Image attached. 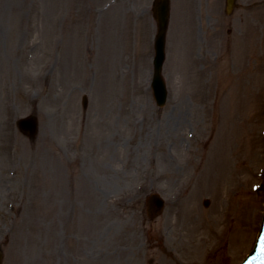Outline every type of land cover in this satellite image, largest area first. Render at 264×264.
<instances>
[{
    "label": "rangeland",
    "instance_id": "1",
    "mask_svg": "<svg viewBox=\"0 0 264 264\" xmlns=\"http://www.w3.org/2000/svg\"><path fill=\"white\" fill-rule=\"evenodd\" d=\"M153 2L0 0L2 264H241L253 250L264 0H237L231 16L226 0L214 13L171 0L162 108ZM32 114L34 141L17 127ZM151 193L166 200L156 220Z\"/></svg>",
    "mask_w": 264,
    "mask_h": 264
},
{
    "label": "water",
    "instance_id": "2",
    "mask_svg": "<svg viewBox=\"0 0 264 264\" xmlns=\"http://www.w3.org/2000/svg\"><path fill=\"white\" fill-rule=\"evenodd\" d=\"M233 0H229L232 4ZM154 16L157 21V34L155 37L154 79L152 83L155 100L158 106H165L168 99V90L163 79V67L166 61L167 35L170 24L169 0H156ZM85 106L87 102L85 101ZM20 131L31 140L37 137L39 122L36 116H29L18 121ZM148 213L152 218L159 216L164 209V200L158 194H152L147 198ZM3 262V253L0 250V264ZM245 264H264V222L261 234L253 254Z\"/></svg>",
    "mask_w": 264,
    "mask_h": 264
},
{
    "label": "flooded vegetation",
    "instance_id": "3",
    "mask_svg": "<svg viewBox=\"0 0 264 264\" xmlns=\"http://www.w3.org/2000/svg\"><path fill=\"white\" fill-rule=\"evenodd\" d=\"M204 0H198V4H200V3H202ZM206 3L208 4V5H206L205 6V8H206V10H208V11H212L213 12V10L214 11H217V12H220V8H222V6H221V0H217L216 2H213V4L212 5H210V1L209 0H206ZM211 8V10H209ZM224 12H226V5H224ZM214 13V12H213ZM209 25H211L213 28H214V24L212 23V22H209L208 23ZM230 32V34H231V31H229ZM168 233V232H167ZM169 235V234H168ZM168 235H166V237L168 236ZM153 238V237H152ZM155 239H157L158 241H160V239H159V237H156ZM173 250H175V249H173ZM198 251H201V250H198ZM202 253V252H201Z\"/></svg>",
    "mask_w": 264,
    "mask_h": 264
},
{
    "label": "bare ground",
    "instance_id": "4",
    "mask_svg": "<svg viewBox=\"0 0 264 264\" xmlns=\"http://www.w3.org/2000/svg\"><path fill=\"white\" fill-rule=\"evenodd\" d=\"M222 136L221 137H219V140H222L223 141V139L225 138H223V134H221ZM231 139H232V137L229 135L228 137H227V139H225V141H224V143L225 144H229L230 142H231ZM223 142H221V144H220V146L218 147V150H219V152H217V153H215V155H214V157H216V160L217 159H219V157L221 156V158H220V162H221V165H222V162H223V160H224V156H223V154L225 153V144H224ZM230 152L228 153V155H227V157H230ZM225 159H227L226 157H225ZM219 167H221V166H219ZM223 167V166H222ZM263 220V219H262ZM198 249H200V248H198Z\"/></svg>",
    "mask_w": 264,
    "mask_h": 264
}]
</instances>
